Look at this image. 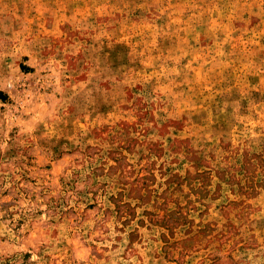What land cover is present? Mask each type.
<instances>
[{"label":"rangeland","instance_id":"rangeland-1","mask_svg":"<svg viewBox=\"0 0 264 264\" xmlns=\"http://www.w3.org/2000/svg\"><path fill=\"white\" fill-rule=\"evenodd\" d=\"M0 264H264V0H0Z\"/></svg>","mask_w":264,"mask_h":264}]
</instances>
